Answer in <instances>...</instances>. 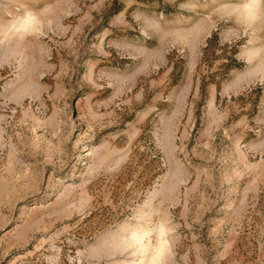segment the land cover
Wrapping results in <instances>:
<instances>
[{"label":"rangeland","instance_id":"obj_1","mask_svg":"<svg viewBox=\"0 0 264 264\" xmlns=\"http://www.w3.org/2000/svg\"><path fill=\"white\" fill-rule=\"evenodd\" d=\"M248 2L0 0V264H144L130 234L159 220L167 264H264ZM25 8L43 28L17 38Z\"/></svg>","mask_w":264,"mask_h":264},{"label":"clouds","instance_id":"obj_2","mask_svg":"<svg viewBox=\"0 0 264 264\" xmlns=\"http://www.w3.org/2000/svg\"><path fill=\"white\" fill-rule=\"evenodd\" d=\"M245 7L260 11L264 9V0H249ZM41 11L25 8L20 15L11 18L6 25L9 34H15L17 38L39 35L43 28ZM4 28L5 25L0 23V32H3ZM174 232L175 228L171 221L159 220L146 231L130 234V238L141 251L147 249L144 264H167Z\"/></svg>","mask_w":264,"mask_h":264},{"label":"bare ground","instance_id":"obj_3","mask_svg":"<svg viewBox=\"0 0 264 264\" xmlns=\"http://www.w3.org/2000/svg\"><path fill=\"white\" fill-rule=\"evenodd\" d=\"M248 3H249V2H248ZM248 3H247V4H248ZM247 4H245V5H247ZM251 10H252V9H251ZM134 233H136V231H135V232H132V234H134Z\"/></svg>","mask_w":264,"mask_h":264}]
</instances>
